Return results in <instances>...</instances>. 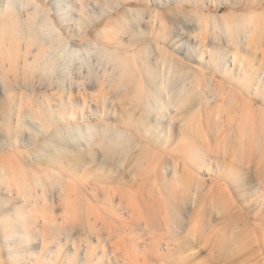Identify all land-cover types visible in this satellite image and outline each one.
Returning <instances> with one entry per match:
<instances>
[{"label": "rangeland", "instance_id": "374dc122", "mask_svg": "<svg viewBox=\"0 0 264 264\" xmlns=\"http://www.w3.org/2000/svg\"><path fill=\"white\" fill-rule=\"evenodd\" d=\"M37 1L38 17L15 13L16 69L3 64L12 86L0 87V264H264V0ZM250 17L263 41L247 46L232 27ZM221 18L237 23L226 29ZM50 52L60 64L49 81L66 92L43 85L48 68L31 65ZM145 63L206 75L203 142L192 137L198 146L185 149L202 151L205 165L177 158L179 132L155 163L146 143L139 158L115 154L127 146L109 141L115 132L166 138L158 120H128L127 88L142 87ZM169 161L193 175L185 186L170 181Z\"/></svg>", "mask_w": 264, "mask_h": 264}, {"label": "bare ground", "instance_id": "6f19581e", "mask_svg": "<svg viewBox=\"0 0 264 264\" xmlns=\"http://www.w3.org/2000/svg\"><path fill=\"white\" fill-rule=\"evenodd\" d=\"M79 2H80V0H79ZM39 6H41V4H39L37 0H0V54H1V56H3V58L2 57L0 58V87H2L3 90H6L12 86V84L6 80V77L3 74V73H5L3 64L7 63L8 69L13 70V69H16V65H17L16 62L18 60L17 57H15L17 45H16L15 37L13 35V33L15 31V27H16V25H15V22H16L15 13L18 10H26L29 13L30 17L36 18L40 14V11L38 10ZM63 10H66V9L63 8ZM73 10H74V8H73ZM70 13H71L70 15L73 16V13L72 12H70ZM21 15H23V14H21ZM252 19L253 18L250 17L246 20H243V21L241 20L238 24L242 25V28H240L239 26H235V25L232 27V25H233L232 23H235V24L237 23V22H235V19L231 20L230 18H221V19H219L220 20L219 23L221 26H223L226 29H231V27H232L233 31L243 32L244 33L243 34L244 35L243 40L246 41L247 46H251V45H255L256 43H261L263 41V37H262L263 28L261 26L262 24L260 25L257 22L254 23V20H252ZM37 25L41 28L43 27L42 23H40V22H37ZM251 26H252V28H251ZM24 39L26 40V48L27 49L30 48L31 45L28 44V42L30 40H28V39L32 40V35L28 34ZM33 40H35V39H33ZM59 44H61V43H59ZM232 44H233V40L231 38V40L229 41V45L233 46ZM61 46L62 45L57 47V49L61 48ZM235 49H237V48H235ZM228 51H230V50H228ZM231 52H233L232 49H231ZM4 55H7V59H5ZM226 55H228V54H226ZM232 55L233 56L230 55L231 57H229L230 58L229 62L230 61L233 62L236 59V56H234V54H232ZM58 64H60V60H59L58 55L50 52L48 54H45V56H43V57L36 58L31 65L34 68H37L38 66H45L46 68H48V71H46L44 73V75L42 77H40V81L44 85V84H46L47 80L49 81V78L53 79V75L58 68ZM145 66H146L145 70L141 73V80L143 82L142 87L139 90L127 88L128 90H127L126 94L130 98V100H129L130 103H127V104L125 103V104L127 107H131V109L127 110V112L129 113L128 114L129 115L128 120L133 121V122L135 120L146 121L147 127L150 126L151 120H153V121L158 120L159 121L158 126H160L162 128V129H159L158 131L166 134V138H162L160 135H156L157 137H154V139L149 140L147 137L150 136L152 133L149 132L148 128H147V132L145 133L146 135L144 134L143 136H141L140 134H137L133 131H130V130H129L130 133H128V135L126 134L127 132L122 134V132L119 129L118 131L121 132L119 134H122V135H119V134H117L118 132L117 133L115 132V133H113V136L110 137L109 141H111V143L115 144L117 142V140H116L117 136H120L119 139H123L124 141H126L127 146L124 149L122 148L123 152L121 150L120 151L121 153H119L115 147V146H118L119 143L115 144L114 147L117 151V152L114 151V152H116L115 154H121L126 158H128L132 155L134 156L137 154L136 157L139 158L141 153H142V148H144L142 145L146 143L145 146H147V150H148L147 154L152 153V156L150 159L153 160L155 163V160L152 157L155 155L156 148H162L163 146H165L166 145L165 143L167 142L166 139H169L167 142V143H169L168 144L169 148L170 149L173 148L172 145L174 144V142H176V139H177L175 135L177 132H179V134L181 135V138L178 140L180 142V147L179 148L177 147L178 149L176 151H179L180 153L179 152L177 153V158H179V157L181 158L182 156H185L186 160L189 162V165L192 167L205 165L207 162H209V160L205 158V155L202 151H200L198 149H191V150L185 151V149L188 146H190V147L194 146L195 143L193 144L191 142L192 137H195L197 139L201 136L200 135L201 133L197 129V127L202 125L201 119H202V115L204 112L203 105L210 104L209 98L205 95L207 92L203 89L204 87L200 84V81H203V77L206 78V75L199 72V71L196 72L194 75L190 74V73H186L185 75H182V74L177 75V72L175 71V69H172L173 67L171 65H168V69H169L168 71H160L159 69H156L153 67L150 68L149 67L150 63H145ZM46 74H47V77H46ZM202 75H204V76L202 77ZM213 78H214V76H213ZM143 79L145 80V82L143 81ZM189 79L191 80L190 85L187 86L186 82ZM236 81L237 82L242 81V77H240L239 74L236 75ZM48 83H49L48 85L51 89L56 88L57 90L59 89V91H60V90H64L66 88L65 84L61 81H58V82H50L49 81ZM196 83L199 84L201 86V88L198 86H194ZM73 87H74L73 82L68 85V89L70 90L69 92H70L71 96H72V92H73V90H72ZM39 89H40V87H39ZM209 90L211 92L215 91L216 93H218V96H219L218 98H220V101L228 98V96L226 95L225 92H223V91L217 92L218 91L217 86L215 88H210ZM114 93H116V92H114ZM99 94H101V93H99ZM102 94L104 96V93H102ZM108 94H110V92ZM96 96H97V94H96ZM104 98L105 97H103V99ZM215 98L216 97L214 96V100H216ZM112 99H116V97L115 98L112 97ZM126 100H125V102H126ZM129 101L127 100V102H129ZM114 102H116V101H114ZM216 103H217V101H216ZM122 104H124V103H122ZM115 105H117V103ZM73 107H75L74 102L71 103L69 109L70 108L73 109ZM61 111H63V107H61L58 111L60 117L62 116ZM68 111L72 112L73 110H68ZM51 119L54 120V117L52 116V118H50V120ZM69 120H72V118ZM173 122H175V123H173ZM117 126H120V125H117ZM132 128L140 130V127H138L136 124L132 125ZM88 130H89V132H91L90 136H94V134L92 132L98 131L95 127L94 128L89 127ZM126 130H128V129H126ZM243 130L246 131L245 128H243ZM246 135L248 136V133H246ZM251 135H253V134H251ZM142 137H144V138L142 139ZM251 137H249L250 140H251ZM201 141L203 142V140H201ZM161 142L163 144H161ZM121 143H122V141H121ZM196 143L200 144L199 141ZM248 143H249V141H248ZM65 145L68 146L67 144H65ZM195 145L198 146L197 144H195ZM70 146H72V145H70ZM111 146H112V144H111ZM136 149H139V150H136ZM144 150H146V149H144ZM172 150H174V149H172ZM185 152L187 155H184ZM57 153H58V151H56V150L52 151L50 153L51 154L50 156L57 155ZM107 153H109V152L107 151ZM112 153L113 152L109 153V155L111 156ZM163 154H164V152H163ZM74 155L75 154H71L68 157H65V156L64 157L68 160L74 161L75 163H77L76 160L79 162L80 156L76 155L77 159H75ZM54 158H55V156H54ZM168 159H169V157H168ZM170 160H171V158H170ZM154 163L152 165H154ZM163 167H165L164 171L168 172L167 169H169L170 171L173 172V176L171 177L170 181L175 185H179L180 187H182L183 185L185 186L188 183V181H186V179L189 178L190 175H192L191 172L189 170H186L184 167L181 169H178V165L175 164V161H171L170 163H164L163 162ZM69 186L72 189L74 187H76V185L71 184V183H69ZM82 189H84V188H82ZM21 190L22 189H20V188H16V192L18 195H19ZM59 199H60V201L63 200L65 203L66 199L64 198V196L62 194H60ZM74 206L75 205H73V207L72 206L71 207L75 210ZM33 207H35V206H33ZM36 207H37V205H36ZM32 218L34 219V216ZM29 222H31V221H29ZM25 225L27 226V230H29L28 231V233H29L31 230L30 224L28 223ZM26 226H24V227H26ZM22 227H23V225H22ZM0 228L4 230L5 227L2 228V226H1ZM110 235H111V233H110ZM114 235L112 233L111 236L115 237ZM28 237H30V236H28ZM43 237H44V235H43ZM113 237H111V238H113ZM57 238H59V237H57ZM49 240H50V238H49ZM87 258L88 259L90 258V254H87Z\"/></svg>", "mask_w": 264, "mask_h": 264}]
</instances>
